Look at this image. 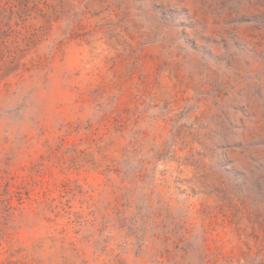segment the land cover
Segmentation results:
<instances>
[{"label": "rangeland", "instance_id": "obj_1", "mask_svg": "<svg viewBox=\"0 0 264 264\" xmlns=\"http://www.w3.org/2000/svg\"><path fill=\"white\" fill-rule=\"evenodd\" d=\"M0 264H264V0H0Z\"/></svg>", "mask_w": 264, "mask_h": 264}]
</instances>
